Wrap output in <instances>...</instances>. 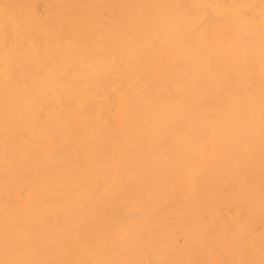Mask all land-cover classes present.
<instances>
[{
  "label": "bare ground",
  "instance_id": "6f19581e",
  "mask_svg": "<svg viewBox=\"0 0 264 264\" xmlns=\"http://www.w3.org/2000/svg\"><path fill=\"white\" fill-rule=\"evenodd\" d=\"M0 264H264V0H0Z\"/></svg>",
  "mask_w": 264,
  "mask_h": 264
}]
</instances>
